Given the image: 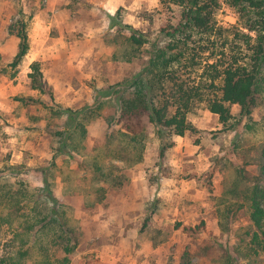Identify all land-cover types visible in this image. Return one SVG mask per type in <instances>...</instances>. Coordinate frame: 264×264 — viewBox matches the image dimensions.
Instances as JSON below:
<instances>
[{
    "label": "rangeland",
    "instance_id": "374dc122",
    "mask_svg": "<svg viewBox=\"0 0 264 264\" xmlns=\"http://www.w3.org/2000/svg\"><path fill=\"white\" fill-rule=\"evenodd\" d=\"M183 10L162 0H0V182L44 190L43 175L56 177L50 206H69V218L77 226L78 244L70 264L255 260L248 263L238 252L253 230L241 193L260 175L264 130L256 127L245 133L246 119L235 126L240 119L238 105L231 106L234 119L224 126L207 101H196L187 117L199 132L175 137V146L163 157L162 142L145 117L144 161L134 167L116 162L125 177L122 185L108 187L104 202L92 209L84 208V194H67L62 181L63 171L89 184L93 174L80 167L86 156L104 147L110 133L122 129L116 91L125 89L149 65L153 44L162 48L178 43L184 53L178 76L192 85L215 80L216 72L208 64L218 63L221 71L234 60L250 61L252 51L237 33L255 35L242 28L238 13L224 0L214 16L213 31L171 38L167 33L182 22ZM19 20L27 25L30 50L13 66L20 40L10 28ZM134 30L149 39L137 52L127 41ZM124 50L131 61L120 59ZM34 63H40L53 88V100L33 89ZM100 106L101 116L87 126L83 153L71 151L65 146L73 130L70 116L60 113L69 109L79 117ZM253 119L263 124L264 99ZM234 202L238 206L224 220L221 211ZM31 206L25 207L26 215L32 214ZM2 226L0 264H14L20 247L16 227ZM255 264H264V257Z\"/></svg>",
    "mask_w": 264,
    "mask_h": 264
},
{
    "label": "trees",
    "instance_id": "16d2710c",
    "mask_svg": "<svg viewBox=\"0 0 264 264\" xmlns=\"http://www.w3.org/2000/svg\"><path fill=\"white\" fill-rule=\"evenodd\" d=\"M162 1L184 9L182 22L173 27L172 32L167 33L171 38H176L179 34L192 31H213L216 25L214 16L223 0ZM224 2L238 13L242 28L255 35L254 38L243 31L237 33L238 37L245 38L249 50L252 51L250 61L239 63V60H234L224 65L221 71L218 69V63L208 64L207 67L216 72L215 80L192 85L188 81H182L178 76L179 66L183 64L181 58L184 56L178 43H170L162 48L153 44L149 65L125 89L116 91L122 129L110 133L104 147L86 156L80 167V170L93 174L89 184H82L74 180L70 173L65 175L59 170L62 171L60 174L67 194L80 192L85 195V209H92L104 202L108 187L122 185L125 177L122 176L121 167L116 162H121L126 167H134L144 161L147 140L145 117L154 125L162 142V157L168 149L175 146V137H183L189 131L199 132L187 117L196 101H207L210 111L219 116L224 126L234 119L231 106L238 105L240 119L235 126H240L246 119L245 133L256 127L264 130V122L257 123L253 119L259 100L264 99V0ZM10 34L20 40L18 53L13 62V66H17L30 50L26 23L22 20L17 21L11 26ZM127 41L130 48L137 52L149 42V39L143 33L134 30ZM119 56L122 60H132L128 58L129 53L126 50ZM31 68L33 89L39 90L53 100V88L44 79L40 63L32 64ZM218 78L222 80L221 85L216 83ZM20 100L26 102V99ZM101 108L100 106L97 109L83 111L79 117L69 109L60 113L70 116L69 123L73 130L69 135L70 143H66L65 146L70 147L71 151L83 153L88 134L87 126L101 116L99 112ZM109 121L112 122L113 119L110 118ZM261 151L260 175L256 182L250 183L241 193L242 206L247 207L253 230L248 233L249 241L242 240L238 252L248 260V263L255 259L250 264H255L258 258L264 257V145ZM43 176L46 185L44 190H32L21 183L19 188H15L13 184L0 182V228L2 225L16 227L15 235L20 242L19 250L12 258L14 264H70L78 244L77 226L71 223L73 220H70L68 213L71 208L67 205L50 206L54 201L56 177H48L47 174ZM236 192L233 191L234 196ZM29 203L32 204V214L26 215L25 207ZM236 206L237 202L228 203L221 211L222 218L230 219ZM47 207L49 212L46 210ZM184 230L193 232L192 228Z\"/></svg>",
    "mask_w": 264,
    "mask_h": 264
},
{
    "label": "crops",
    "instance_id": "0c3cea01",
    "mask_svg": "<svg viewBox=\"0 0 264 264\" xmlns=\"http://www.w3.org/2000/svg\"><path fill=\"white\" fill-rule=\"evenodd\" d=\"M30 36H33V38H34V35L30 34ZM41 38H42V36L39 38L40 41H41ZM36 39H37V38H35L33 42H35ZM41 42H42V41H41ZM38 45L40 46L41 44L39 43Z\"/></svg>",
    "mask_w": 264,
    "mask_h": 264
}]
</instances>
